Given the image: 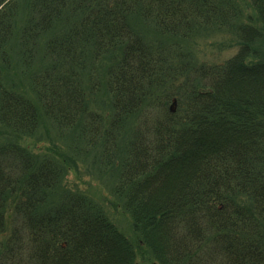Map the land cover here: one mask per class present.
I'll return each mask as SVG.
<instances>
[{"label": "trees", "instance_id": "16d2710c", "mask_svg": "<svg viewBox=\"0 0 264 264\" xmlns=\"http://www.w3.org/2000/svg\"><path fill=\"white\" fill-rule=\"evenodd\" d=\"M19 3L0 7V264H136L138 247L160 264H264V59L249 60L264 0L247 18L241 0H28L23 22ZM205 27L241 48L198 59L180 38ZM14 52L29 88L10 80ZM46 118L75 133L71 153L22 143ZM82 152L115 172L138 245L65 185Z\"/></svg>", "mask_w": 264, "mask_h": 264}, {"label": "rangeland", "instance_id": "374dc122", "mask_svg": "<svg viewBox=\"0 0 264 264\" xmlns=\"http://www.w3.org/2000/svg\"><path fill=\"white\" fill-rule=\"evenodd\" d=\"M9 1L10 0H4L0 7H3ZM241 1L245 6V15L247 18L250 13L254 12L253 8L246 4L247 0ZM19 2L20 6L18 10L16 9L17 16H20V22H23L26 18L25 16L28 14V9L26 7L28 0H19ZM136 23L144 30L146 33L145 35L152 42H164V40L168 41L170 37H173L160 34L155 25L146 20L136 18ZM235 37V35L228 33L224 29L220 30V28L218 29L216 27H205L195 31L191 38H180V41L185 44L186 48L191 49L198 59L209 62H221L235 55L239 48H241L240 42ZM251 47L253 51L249 60L257 61L264 59V39L255 40L251 43ZM14 61L13 68L17 66V72L15 71L14 75H12L14 80L12 78H10V80L16 81V83H20L23 86L26 85V88H29L27 80H25L22 73L23 63L20 61V56L16 53L14 54ZM110 63V57L108 55L105 56L104 59L99 61V70L102 69L103 71ZM98 97L107 99L105 86L102 90L101 87L99 88ZM74 137L75 133L72 130L66 129V131L61 132L50 119L46 118L36 136L26 137L21 141L36 152L52 148V145H59L58 147L61 150L71 153ZM94 156L95 152H91L88 155L82 152V156H79L80 162L78 163V167H73L64 179L65 185L72 189L84 190V192L92 196L93 199L100 202L111 217L110 219L118 226V229L123 231L126 236L132 237L133 241L138 245V241L134 238L136 233L133 229L132 218H130V214L123 208L113 193L115 172L101 171L99 160H95V158H93ZM137 252L136 264H160L157 260L152 258L153 256L146 248L138 247Z\"/></svg>", "mask_w": 264, "mask_h": 264}]
</instances>
